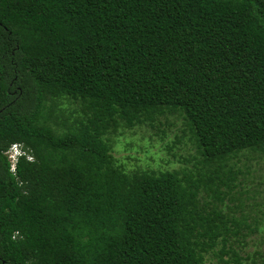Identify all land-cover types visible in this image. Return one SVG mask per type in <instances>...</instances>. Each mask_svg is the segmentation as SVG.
<instances>
[{"label":"trees","instance_id":"16d2710c","mask_svg":"<svg viewBox=\"0 0 264 264\" xmlns=\"http://www.w3.org/2000/svg\"><path fill=\"white\" fill-rule=\"evenodd\" d=\"M169 114L199 166L116 164L106 133ZM244 152L264 154V0H0V264H264Z\"/></svg>","mask_w":264,"mask_h":264},{"label":"rangeland","instance_id":"374dc122","mask_svg":"<svg viewBox=\"0 0 264 264\" xmlns=\"http://www.w3.org/2000/svg\"><path fill=\"white\" fill-rule=\"evenodd\" d=\"M62 107L72 111V102L65 101ZM114 160L126 172L166 170H194L199 166L200 156L196 152L190 131L183 117L169 114L154 126L136 125L132 128H119L106 133ZM234 168L244 172L239 175L243 185L237 188L236 197L244 202V210L259 216L258 232L251 234L245 252L254 255L264 251V154L257 152L239 153L233 158ZM238 214V211H235Z\"/></svg>","mask_w":264,"mask_h":264},{"label":"built area","instance_id":"2783aa9c","mask_svg":"<svg viewBox=\"0 0 264 264\" xmlns=\"http://www.w3.org/2000/svg\"><path fill=\"white\" fill-rule=\"evenodd\" d=\"M18 151V147L16 144H12L9 148V150L7 151V157L11 163V170H14L15 169V163H16V160H17V153ZM28 159H31L30 156H27Z\"/></svg>","mask_w":264,"mask_h":264},{"label":"clouds","instance_id":"9594fccd","mask_svg":"<svg viewBox=\"0 0 264 264\" xmlns=\"http://www.w3.org/2000/svg\"><path fill=\"white\" fill-rule=\"evenodd\" d=\"M13 144H16L17 145V147H18V151H17V153H16V155H17V159H18V157L19 156H21V155H26V150H24L23 148H22V146H21V144H19V143H13ZM12 145V144H11ZM10 145V146H11ZM10 146H9V148H10ZM9 148L5 151V153H7V151L9 150ZM7 155V154H6ZM26 156H28V155H26ZM8 158V157H7Z\"/></svg>","mask_w":264,"mask_h":264}]
</instances>
